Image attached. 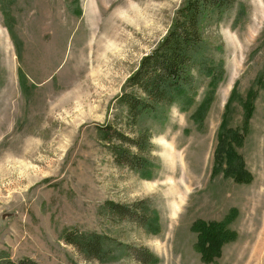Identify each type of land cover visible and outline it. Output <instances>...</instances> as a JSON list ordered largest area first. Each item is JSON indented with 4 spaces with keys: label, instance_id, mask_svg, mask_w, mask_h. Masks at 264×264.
Here are the masks:
<instances>
[{
    "label": "rangeland",
    "instance_id": "obj_1",
    "mask_svg": "<svg viewBox=\"0 0 264 264\" xmlns=\"http://www.w3.org/2000/svg\"><path fill=\"white\" fill-rule=\"evenodd\" d=\"M183 2L0 0L1 254L41 264H143L123 251L87 259L62 239L70 228L146 247L151 264H264V0H235L204 23L193 101L147 120L148 175L118 165L98 138L96 126L113 118L125 81ZM128 8L137 12L112 25L113 12ZM99 32L108 34L104 47L95 45ZM222 130L241 136L232 148L251 181L225 174V162L212 172ZM138 199L154 208L157 232L106 211L107 201ZM228 216L237 236L217 262L203 261L193 223Z\"/></svg>",
    "mask_w": 264,
    "mask_h": 264
},
{
    "label": "trees",
    "instance_id": "obj_2",
    "mask_svg": "<svg viewBox=\"0 0 264 264\" xmlns=\"http://www.w3.org/2000/svg\"><path fill=\"white\" fill-rule=\"evenodd\" d=\"M235 3V0H184L166 34L141 58L117 96V112L112 119L96 126L100 143L109 149L118 165L148 175L152 168L153 132L147 120L164 107L193 101L197 90L194 73L202 63L203 25L219 20ZM222 131L212 172L225 162V174L237 182L251 181L252 174L247 171L242 155L232 148V142L240 143L241 136L236 130ZM106 206V211L117 219L128 220L153 232L159 230L158 218L148 199L130 204L107 201ZM229 218L221 221L198 219L193 223L197 235L194 248L203 261L217 262L223 245L237 236L227 226ZM61 237L87 259L105 262L116 251H123L143 264H151L156 258L148 248L117 241L106 233L65 228ZM0 264L41 263L31 257L13 259L0 253Z\"/></svg>",
    "mask_w": 264,
    "mask_h": 264
},
{
    "label": "bare ground",
    "instance_id": "obj_3",
    "mask_svg": "<svg viewBox=\"0 0 264 264\" xmlns=\"http://www.w3.org/2000/svg\"><path fill=\"white\" fill-rule=\"evenodd\" d=\"M108 11V10H107ZM116 11H114L113 12V14L111 15V18H112V20L113 21H115V23H112V25H117V22L116 21H120L121 19L122 20H130V17H132V13H134V12H137V9H135V11H134V9L133 8H128L127 10H124V11H119L118 10V13H115ZM127 12H131L130 13V15L128 16V14H127ZM94 20H97V18H95ZM93 20V21H94ZM94 23H95V21H94ZM103 32V31H102ZM101 32V33H102ZM101 33L99 32V34L97 35V37H96V42H97V44H95V45H97L98 47H104V46H102V45H100L103 41H106V37H107V35L108 34H104V35H101ZM100 45V46H99ZM110 46H112V44L111 43H107V46L106 47H110Z\"/></svg>",
    "mask_w": 264,
    "mask_h": 264
}]
</instances>
